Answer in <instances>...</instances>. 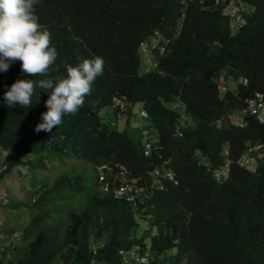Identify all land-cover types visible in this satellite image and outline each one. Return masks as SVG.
<instances>
[{"label":"trees","instance_id":"16d2710c","mask_svg":"<svg viewBox=\"0 0 264 264\" xmlns=\"http://www.w3.org/2000/svg\"><path fill=\"white\" fill-rule=\"evenodd\" d=\"M242 1L251 11L234 33L226 4L217 0H24L39 7L40 31L56 52L37 62L18 46L14 66L0 65V145L10 152L0 184L22 165L37 184L44 160H58L54 153L68 155L74 168L77 159L91 163L97 177L102 165H125L148 186L149 172L169 162L179 184L170 186L176 194L157 192L149 200L157 211L149 221L158 229L147 248L152 263L264 264V126L253 116L242 119L243 128L231 120L247 99L264 93V0ZM18 6L19 0H0V33L11 36L9 15ZM156 34L169 40L167 50L155 69L140 74L141 43ZM220 75L238 81L237 89L221 95ZM115 94L149 112L151 155L128 129L103 121ZM225 143L231 159L262 145L258 172L234 165L232 178L217 183L203 162L222 163ZM68 171L39 189L52 211L60 201L72 205L87 185ZM64 208L65 223L58 210L54 217L64 230L51 228L58 238L45 225L47 210L26 228L38 229L26 254L0 264H57L60 254L63 264H123L119 251L144 241L130 205L97 184L86 208Z\"/></svg>","mask_w":264,"mask_h":264},{"label":"clouds","instance_id":"9594fccd","mask_svg":"<svg viewBox=\"0 0 264 264\" xmlns=\"http://www.w3.org/2000/svg\"><path fill=\"white\" fill-rule=\"evenodd\" d=\"M217 1H222L223 3L226 4L225 11L229 15V18L231 20V30L232 32L236 33L244 24L245 14L251 11V10L247 11L248 4L242 0H217ZM231 1H234L236 7L238 8L237 15L235 16L233 15L232 11L228 8V4ZM39 14H40L39 7L37 8L35 6H30V5L26 6L24 0H19L18 8L13 14L9 15L11 36L7 35L6 33H0V53H3L11 57L10 63L6 64L4 63V61H2L0 62V65H3L4 67L7 68L13 67L16 62L15 59L20 55V52L23 49L27 50L28 53L32 55L35 61L37 62L44 61L45 57L48 54H52L56 52V48L50 43V41L46 37L43 36V33L40 31L41 14L40 15ZM3 25H4L3 22H0V28L3 27ZM168 42L169 40H165L162 38L161 35L156 34L153 36L152 40L141 43L142 45L140 46V49L144 56L143 59L144 64H142L141 66L140 74L147 73L157 67L158 57L160 58L164 54L165 50H167ZM154 44L155 46H153ZM18 46H22V50L20 52H18L17 49ZM145 47L147 49L154 47L151 53V56L153 57L152 61H149L150 57H146L144 55L143 49ZM241 81L243 83H247V79H240V82ZM237 86H238V81H236L231 76L226 78L224 75H220L217 78V87L221 95H224L229 91H235L237 89ZM258 94H262L264 100L263 92H257L254 96L247 99L245 107L242 110H240L239 113L232 116L231 120L235 126H238L240 128L245 127V124L242 122V119H244L245 116H253L257 122H259L261 125L264 126V119H259L256 115L250 113L251 111L249 110L250 100L257 98ZM134 105L137 104H133L126 95H121V96H118L117 94L114 95L112 107L116 109V116L118 120H121L124 117L128 120V123H130V120L132 119V117L135 116V114L133 111L131 113V116H129L128 111L129 108L133 107ZM138 105H139V110H138L139 118L141 117L142 119H148L149 112L141 104ZM185 116L186 113L184 114L183 121L185 119ZM223 122L224 120L219 119L216 123L217 128H221L224 124ZM137 130H139L140 132L141 143H143L142 147L144 148V150L146 149L145 154L147 156L151 155L154 145L152 144V142L148 140L145 141L146 138L148 137V133L150 130L148 128H143V127H141L140 129L137 128ZM224 145L225 147L222 150V153L225 155V158L222 163H220L215 167H212L210 163L203 162L207 171H211L212 173L211 176L215 179L217 183L225 184L232 178L234 173V169H233L234 165H237L250 173L258 172L259 161L263 157V153L260 150L262 148V145L248 146L246 151L243 152L237 159H231L230 157H227V154L229 153V145L228 143H225ZM0 147L5 151V154L1 156V158L3 159V161L7 163V167L0 171V175H1L3 172H5L8 169L10 152L8 149L4 148L3 146L0 145ZM244 156L254 159L257 165L256 170L249 169L248 166L241 164V159ZM45 163L48 165L50 164L47 158L44 160L41 169H46ZM22 166H26L30 169L29 165H22ZM62 166H65L66 168L61 170L60 172L55 171L54 174L51 175L52 182L54 181L57 175H59L58 181L64 178L65 171L71 167L67 161H65L64 165ZM210 168L212 169L210 170ZM99 172L100 173L97 177L98 190L102 194L105 193H108L109 195L111 194L114 199L127 202L130 205V208L127 211L130 215L131 220L134 218L139 222L138 237L144 240L142 243H140L139 241L135 243H130V245L124 246V248H122L119 251L120 252L119 255L121 256L123 262L125 264H134L133 262H126L124 258L125 257L124 254L129 253L130 251L139 247L141 253L148 257L149 259L148 264H153L147 248L151 243L152 237L158 234V229H157V225L151 224L149 219H151L152 215L155 212L157 213V211L155 209V204L149 205L150 203L149 200L152 199L153 195H155L157 192H158L157 195L160 194L162 191L169 192L170 194H176L177 191L176 188L170 189L171 185L177 186L179 184V179L177 178L176 171L171 167V165H169V162L158 165L149 172L150 175L149 186L146 184L143 185L139 177L130 174L129 170L125 165H120L115 167V164H105L99 167ZM12 173H16L17 175L20 174L19 168L18 167L15 168L12 171ZM12 173L6 176L10 177ZM51 180L50 177L47 176L38 180V183L42 182V185L43 183H47L48 185H50L52 184ZM32 184L33 187L37 185L33 183V178H32ZM37 192L39 193L38 196L39 200L37 203H39L43 195L41 192H39V190ZM176 196H177L176 200L173 201L174 205H177V201L180 198L181 194L178 193ZM78 198H76L73 201L72 205H70L71 210H74L78 206L77 204ZM166 207H164L163 209H165ZM57 210L62 214L60 217L63 220L67 216L68 210H66V208L59 209L58 207L57 209L53 210V212H56ZM51 215L54 216L53 214ZM182 220L183 219L181 218V221ZM45 225L51 230L50 225L47 224ZM37 232L38 229L36 227H34V229L33 227L29 229H25V233L22 234V238L29 236L30 238L28 243L26 245L14 244L12 246L11 245L12 240H11V242H9L8 245H6L11 249V256L10 257L2 256L0 258L12 259L17 254H26L27 246L35 238ZM101 241L104 242L103 240ZM0 244H5V243L0 239ZM16 248H20V251L16 250Z\"/></svg>","mask_w":264,"mask_h":264},{"label":"rangeland","instance_id":"374dc122","mask_svg":"<svg viewBox=\"0 0 264 264\" xmlns=\"http://www.w3.org/2000/svg\"><path fill=\"white\" fill-rule=\"evenodd\" d=\"M153 46H155V44ZM153 49L154 47H151L149 49L145 47L143 49L144 55L146 57H150L149 61L153 60V57L151 56ZM10 59L11 57L0 53V62L4 61V63L8 64L10 63ZM132 108L135 116L132 117L130 123H128V120L124 117L121 120H118L116 117V113L112 107L103 108L101 111V115L103 121L108 123L114 129L124 130L125 128H128L129 132L134 136V139L140 144V132L139 130H137V128H148L150 124L147 122L146 119H142L141 117L139 118L138 104L134 105ZM54 155L59 161H50L49 165L45 163L46 169H40L37 180H40L43 177L47 176H49L51 180V175L54 174L55 171L60 172L61 170L66 168L65 166H62L59 162H65V159L68 157V155L59 153H54ZM77 162L79 166H77V168L70 167L68 175L70 176V174H72L73 172L75 174H80L81 177L84 178L87 182V185L82 191V195L79 198L76 197L78 198V206L84 209L88 206L92 197L93 187H95V185L97 184V173L91 163L79 159H77ZM71 164H75L74 159L72 160ZM19 172L20 174L18 175L16 173H12L10 177L5 176L2 180L3 183L0 184V239L5 243L0 244V257L11 256V249L10 247L6 246L9 242H11V240L12 246L14 244L26 245L28 243L30 237L26 236L25 238H22V234L25 233V229L31 224L32 218L34 216L43 214V212L48 210V213L54 215L52 216V218H50V227H59V222L55 221L54 219V217L58 216L49 207L44 206L46 204V199L44 197H42L39 203L40 207H44H37V202L39 200V193L37 191L43 185L37 183V185L33 187V174L28 167L22 166L19 169ZM73 193L76 194V192ZM83 197L86 198L84 199ZM65 206H68L70 208V205H68L66 202L60 201L58 203L59 209H64ZM65 220L66 217L62 221L64 222ZM63 228L64 226L59 227L58 230L62 232L64 230ZM48 231L50 235H53L54 237L58 238V236L55 234V231ZM61 260L62 255L60 254L55 260V263L62 264L60 262ZM122 263L125 264L124 262Z\"/></svg>","mask_w":264,"mask_h":264},{"label":"built area","instance_id":"2783aa9c","mask_svg":"<svg viewBox=\"0 0 264 264\" xmlns=\"http://www.w3.org/2000/svg\"><path fill=\"white\" fill-rule=\"evenodd\" d=\"M228 8L232 11L234 16L237 15L238 8L236 7V4L234 3V1H231L228 4ZM249 110L251 111L250 113L256 115L259 119H264V100H263L262 94H258L257 98L250 100ZM4 154H5V151L0 147V171L7 167V163L3 161V159L1 158V156H3ZM241 164L248 166L249 169H252V170H256L257 168L256 162L254 161V159L249 158L247 156H244L241 159ZM219 177H222V176H219ZM124 255H125L124 258L126 262H133L134 264H148L149 263L148 257L141 253V251L139 250V247H137L136 249Z\"/></svg>","mask_w":264,"mask_h":264}]
</instances>
